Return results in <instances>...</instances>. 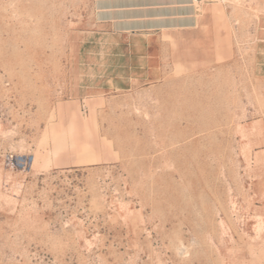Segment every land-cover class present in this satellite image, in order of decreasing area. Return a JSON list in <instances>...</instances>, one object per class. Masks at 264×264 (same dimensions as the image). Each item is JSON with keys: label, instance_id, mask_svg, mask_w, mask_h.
I'll return each mask as SVG.
<instances>
[{"label": "rangeland", "instance_id": "obj_1", "mask_svg": "<svg viewBox=\"0 0 264 264\" xmlns=\"http://www.w3.org/2000/svg\"><path fill=\"white\" fill-rule=\"evenodd\" d=\"M193 2L0 0V264H264V0Z\"/></svg>", "mask_w": 264, "mask_h": 264}, {"label": "crops", "instance_id": "obj_2", "mask_svg": "<svg viewBox=\"0 0 264 264\" xmlns=\"http://www.w3.org/2000/svg\"><path fill=\"white\" fill-rule=\"evenodd\" d=\"M93 22L120 35L189 28L196 23L193 0H91Z\"/></svg>", "mask_w": 264, "mask_h": 264}]
</instances>
